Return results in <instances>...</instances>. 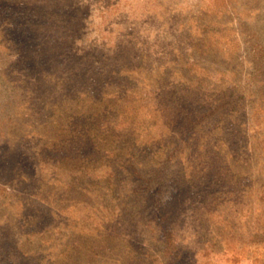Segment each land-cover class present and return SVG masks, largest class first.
Returning <instances> with one entry per match:
<instances>
[{
	"label": "rangeland",
	"instance_id": "1",
	"mask_svg": "<svg viewBox=\"0 0 264 264\" xmlns=\"http://www.w3.org/2000/svg\"><path fill=\"white\" fill-rule=\"evenodd\" d=\"M0 264H264V0H0Z\"/></svg>",
	"mask_w": 264,
	"mask_h": 264
}]
</instances>
